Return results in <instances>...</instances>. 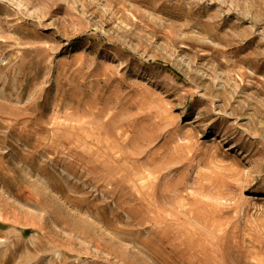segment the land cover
Listing matches in <instances>:
<instances>
[{"label": "rangeland", "instance_id": "1", "mask_svg": "<svg viewBox=\"0 0 264 264\" xmlns=\"http://www.w3.org/2000/svg\"><path fill=\"white\" fill-rule=\"evenodd\" d=\"M0 264H264V0H0Z\"/></svg>", "mask_w": 264, "mask_h": 264}]
</instances>
